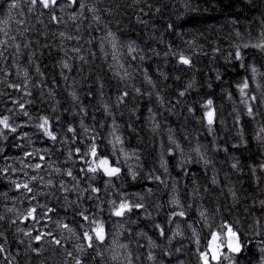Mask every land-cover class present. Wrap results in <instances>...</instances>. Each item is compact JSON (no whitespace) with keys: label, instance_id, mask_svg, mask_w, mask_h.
I'll use <instances>...</instances> for the list:
<instances>
[{"label":"trees","instance_id":"obj_1","mask_svg":"<svg viewBox=\"0 0 264 264\" xmlns=\"http://www.w3.org/2000/svg\"><path fill=\"white\" fill-rule=\"evenodd\" d=\"M12 3L17 7L12 8ZM84 3L88 7L82 16L73 8L56 9L54 15L62 21L57 23L51 19L49 10L31 6L28 0H0V51H4L3 42L7 41L0 69L8 73L5 77V72L0 71V80H5L0 84V115L13 117L16 110L13 101L19 100L22 93L7 85L24 84L25 71L29 73L27 88L32 92L25 99L33 101L29 106L33 121L19 130L28 132L29 138L9 135V142L21 147L9 148L5 142L7 158L0 157V169L8 168L7 172H0V193H6V197L0 195V215L4 217L0 220V231L7 237L6 241L0 238L7 249L0 264H75L67 255L69 251L73 256L79 255L84 264H115L99 249L102 257L94 256L92 249L87 254L78 253L76 246L81 241L46 218L24 221L26 210L35 206L37 200L56 210L52 220L69 223L78 234L82 231L80 225L88 228V223L75 215L80 210L97 213L106 230L117 223L115 238L129 247L130 264H177V261L198 264L196 249H204L209 234L218 230L221 223L237 228L241 242L245 243L233 264H264V227L254 223L260 219L264 224L261 219L264 209L259 203L264 200V182L257 183L249 170L256 168L255 176H261L258 165L264 163V142L255 137L257 134L264 137V133H259L264 125V107L255 120L248 117L238 89L247 80L251 86L248 91L256 94L259 101V93L264 92V52L253 47L242 49L244 67H239L240 61L229 55L235 52L234 45L255 44L260 40L264 31L260 25L264 20V0H84ZM89 7L97 11L90 12ZM74 14L75 21L71 19ZM95 15L100 17L99 21L93 18ZM109 32L113 36H108ZM237 32L241 34L239 37ZM77 47L80 51L74 52L72 49ZM130 47L135 50L130 51ZM180 54L190 57L193 67L179 63ZM63 62L70 65V70L62 67ZM250 67L257 69L255 74ZM256 83L262 87L256 89ZM73 92L78 99H73ZM124 92L128 95L120 101L118 98ZM209 99L213 101L217 119L211 131L203 117ZM36 115L58 116L54 127L71 123L78 131L82 119L89 135L99 134L96 142L100 149L120 161L121 175L110 182L107 177L97 176L91 183L101 191L95 194L90 193L89 182L83 178L77 191L65 194L52 189L55 197L38 195L37 200H31V194L16 190L12 181L27 182L29 176L36 174L21 160L45 163L35 156L25 157V152L39 150L43 155L45 148H52L49 161L61 169L71 167L74 175L83 166L75 156V163L72 160L65 163L64 146H52L34 128ZM26 120L16 117L17 123ZM114 126L123 143L116 146L113 157L110 141L114 139ZM93 128L95 133L91 131ZM238 129L242 130L245 143L237 148L233 145L240 143ZM12 136H17V140L13 141ZM170 138L180 145L179 149ZM77 146H82L80 141ZM197 147L210 161L208 165L200 160ZM236 159L243 167L242 172L237 173L230 166ZM129 166L137 173L135 179ZM25 172L29 175L25 176ZM39 175L45 181H64L69 188L76 183L51 168L41 170ZM213 176L218 184L211 182ZM229 188L235 191L237 200ZM38 191L50 189L40 184ZM174 194L185 210L187 222L183 223V236L169 243L155 226L159 224L168 235L169 229L175 231V223H165L174 211L181 210L171 203ZM73 200L77 203L69 206L68 202ZM113 200L142 203L144 208L121 217L120 225L117 221L111 223L116 218L111 214ZM199 203L206 218H199L196 212ZM40 231H51L52 236L34 240L32 237ZM24 232L31 235L25 236ZM53 237L61 239L64 246L49 243ZM177 247H182L180 253L165 254ZM34 248L39 251L33 252ZM224 252L227 254V249ZM149 253L154 260L148 259ZM92 256L94 259H90Z\"/></svg>","mask_w":264,"mask_h":264},{"label":"snow or ice","instance_id":"obj_2","mask_svg":"<svg viewBox=\"0 0 264 264\" xmlns=\"http://www.w3.org/2000/svg\"><path fill=\"white\" fill-rule=\"evenodd\" d=\"M29 4L31 6L39 5L42 9L49 10V13L51 15V19L57 23L62 22L59 17L54 15V11L56 9H61L65 7L73 8L77 11V13L82 16L83 11L85 7H88L84 0H28ZM12 8H16L17 4L12 3ZM89 11L95 13L97 11L94 7H89ZM96 21L100 20V17L98 15H95L93 17ZM71 19L75 21L77 19V15L74 14L71 16ZM260 25L262 28H264V20L260 21ZM171 27V25H169ZM61 36L64 35V33H60ZM236 35L239 37L241 34L239 32L236 33ZM108 36H113L111 32L108 33ZM71 39V37H69ZM114 39V38H113ZM4 44V51H6L7 41L3 42ZM27 47V45H25ZM235 52L230 53V56L235 57L236 60L240 61L239 67H244V54L242 49H246L249 47L257 48L264 52V31H261L260 33V40L255 44L250 43H242L234 45ZM17 50H19V45H16ZM74 52H79L80 49L73 48ZM134 48L130 47V51H134ZM4 51H0V57H4ZM216 51H219L217 48ZM143 57H141L142 59ZM6 59V57H5ZM80 59H83V57H80ZM178 61L181 64L193 67L192 60L190 57L185 56L183 54H180L178 57ZM62 67L65 69L70 70V65L67 62L62 63ZM253 74L256 73L257 69L255 67H250L249 69ZM0 71L5 72V77L8 75L7 71L5 69H0ZM39 72V69H37ZM16 75H20L19 72L16 73ZM29 78V73L25 71L23 73V79L24 84H8L7 87L13 88L19 92H21V97L19 100H14L13 104L15 105V112L13 114V117L10 118L9 115H0V157L7 158L4 156V144L5 142H8L7 146L10 147H21L20 144L13 145L12 142H9V135L11 134H18V137L20 139H27L29 138V133L24 131L20 132L19 130L22 127H25L29 124V122L33 121V114L30 113L29 106L33 104V101L31 99H25V97H31L32 92L27 88V81ZM219 78V77H217ZM67 79V77H65ZM5 83V80H0V84ZM38 85H33V87H37ZM250 84L247 80H244L240 85H238L239 92L241 94L242 100L241 103L244 104L246 115L253 120L256 119L258 115H260L261 107H264V92L259 93V101L258 96L252 92H249ZM262 86L259 83L255 84L256 89H260ZM188 88H192V84L188 85ZM135 91L139 92V89H135ZM51 94V93H50ZM184 92H180V96H184ZM73 99H78L76 96V93L73 92L72 94ZM128 93L124 92L118 99L120 101H123L124 97L127 96ZM23 101V102H21ZM205 111L203 113V117L206 120V125L209 131L212 130V126L217 123L216 119V110L213 107V101L211 99L207 100L206 104L204 105ZM8 111H12V109H8ZM191 111V109H190ZM16 117H26L27 120L23 121L21 123H17ZM35 122H34V128L37 130L38 133H42L43 137L46 138L48 141H51L52 146L55 145H63L65 150L67 151V158L65 163H67L68 160H72L73 163H75V160H73V157H77L79 161L82 163V167H80L76 174L74 175L73 169L71 167L66 169H61L60 167L54 166L50 161L49 157L52 155V148H45L44 154L42 155L40 151L33 152H25V157H38L39 161H44L45 163L37 162L35 164L32 163H25L24 160H21L20 162L24 164L26 168L32 169L36 174L29 176V179L27 182L18 183L16 181H12L14 187L16 190H23L25 193L31 194L30 199L31 200H37L38 195H44V196H53L55 197V192L51 191L52 189H55L56 191H60L62 193H70L73 191L78 190L80 179H85L89 182L88 188L90 190V193L95 194L99 193L101 191L100 188L92 186V181L95 180L97 176L100 177H107L109 182L112 178H117L122 173V167L120 166V161L118 159H111L109 157V154L107 152H103L102 149H100L99 145L97 144L98 139V133L89 135V128L87 126L83 125V120L81 119L79 122L80 130L78 131L77 126H73L71 123L68 124H61L57 127H54L56 122L58 121V116H53L52 118H49V116H35ZM236 122H239V116L236 117ZM158 126V125H157ZM92 133H95V129L93 128ZM259 133H264V125H261L259 128ZM238 134L241 136L240 143L237 145H233V147H240L242 146L245 141L243 139L242 130L238 129ZM112 135L114 139L110 141L112 144V156H115V150L116 146L118 144H122L123 141L121 140L120 136L115 134V126L113 128ZM255 139L258 141L264 142V137L260 136L259 134L256 135ZM12 140H17V136H12ZM85 140H87V143H83ZM77 141H80L82 146H77ZM171 143L175 144L176 148L179 149L180 145L176 144L174 140H171ZM121 152H123V149H120ZM195 151L200 154V148L197 147ZM223 151L227 152V148H224ZM135 155V154H133ZM163 155V154H162ZM128 154L125 153V157H127ZM200 160L203 161L205 165H208L210 163L209 160L205 159L202 154H200ZM199 162V161H198ZM126 163V160H125ZM163 166V165H162ZM231 168L235 170L237 173L243 171V167L240 164V161L236 159L234 162L231 163ZM45 168H51L54 170V172L61 174L65 177L71 178V181H75L76 183L72 186V188H69L65 185L64 181H60L59 183L54 182L52 179H48L47 181L44 180V177L39 175V172L41 170H44ZM259 171L261 173V176H255L256 168L250 167L249 170L253 173V176L255 177V180L257 183L264 182L262 180V177H264V163H261L258 165ZM165 172H167V168L165 167ZM8 168L0 169V172H7ZM15 171V169H13ZM129 172H131L132 178L135 179L137 173L135 171L131 170V167L129 166ZM25 176H28L29 174L27 172L24 173ZM51 175V173H49ZM156 180H160L159 176L154 177ZM34 182H36L34 184ZM162 182V181H161ZM211 182L213 184H218V180L215 176L212 177ZM44 184L45 187L49 188V192H40L38 191L39 185ZM151 192V189L148 190ZM229 192L232 195L234 200H237L236 193L233 189L229 188ZM0 195H3L6 197V193H0ZM80 195H83V192H80ZM79 198V197H78ZM91 198V196L89 197ZM64 199L67 201L68 196L65 195ZM69 206L72 204H76L77 201H69ZM172 204L180 207L181 210L174 211L172 215L169 217V219L165 222L166 225H171L175 223L176 230L174 232L170 231V235L165 232V229L161 227L159 224H157L155 227L158 230V233L161 237H167L169 243L172 239L176 237H182L183 231L180 228V222L177 221L175 218H185L184 222L186 223V213L183 209V206L181 205V202L178 199L173 198L171 201ZM261 209H264V200H261L260 202ZM111 204L113 205L111 209V214L115 217H124L127 213H131L134 209H142L144 208V205L142 203H131L128 200H120L119 203L117 201L113 200L111 201ZM11 211V209H10ZM85 210H80L75 213V215L79 216L81 220L88 223V228L84 229L83 225H80L82 231L78 234L75 229L69 224L64 223L62 220H52V214H55L56 210L54 208L48 207L47 204H40V202L37 200V204L35 206L30 207L26 210V214L23 215L24 221H39L40 219H47L49 221H52V223H55L57 228L65 230L67 233H70L72 237H76L77 240H80L81 243H79L76 246V250L78 253H85L87 254L88 249H92L94 251V256H103L102 252L97 251L99 247L104 244L105 240L108 238L109 233L106 231L105 223L98 219L97 213H91L89 212L86 214ZM200 216L202 218L205 217V212L201 211ZM3 215H0V220H3ZM261 219H264V217H261ZM15 221H13L14 223ZM255 224L260 225L261 227H264V224H261V220L257 219L254 221ZM46 226V225H45ZM191 227V225H188ZM18 231H23V229H17ZM193 236L197 237V233L195 229L192 230ZM25 236H30V232H24ZM52 236V232H38L34 237H32L36 241H41L45 239V237ZM0 238H3L4 241L7 240V237L4 236L3 231H0ZM71 238V237H69ZM23 243V241H21ZM49 243H54L57 246L63 247L61 239H57L53 237L52 240L49 241ZM112 244H115L116 241L113 239L111 241ZM196 243L199 244V239L197 237ZM153 247H156L157 245L153 244ZM107 247V245H105ZM121 247H127V245H121ZM245 247V243L241 242V238L239 235V230L237 228H234L232 224L230 223H221L219 225L218 230L212 231L209 234V239L204 247V249L197 248V259L198 264H223V261H227L228 264H233L235 260V256L239 255L242 250ZM224 249H227V254L224 252ZM7 249L5 246V243L0 242V259L6 258L4 257V254L6 253ZM33 252H38V249H32ZM182 251V247H177L174 249V252H165L166 255H173L174 253H180ZM264 251V249H262ZM67 255L69 257H72L75 260V264H84V260L80 258V256H73V253L71 251L67 252ZM94 256L90 257V259H94ZM14 259V258H13ZM113 260L116 259V256L112 257ZM149 260H154L155 257L149 253L148 255ZM11 264V262H9ZM177 264H183V261H177Z\"/></svg>","mask_w":264,"mask_h":264},{"label":"rangeland","instance_id":"obj_3","mask_svg":"<svg viewBox=\"0 0 264 264\" xmlns=\"http://www.w3.org/2000/svg\"><path fill=\"white\" fill-rule=\"evenodd\" d=\"M173 198L177 199V196H175V194H174L172 196V200H173ZM201 205H202L201 203H199L197 205L198 212H201V209H200ZM115 221H117L119 223V225H120L121 217H116L113 221H111V223H114ZM179 222H180V228H181V230H183L184 221L181 220ZM116 224L117 223H115L114 225H109L108 229L106 230L109 233V236L105 240L104 244H102L99 247V250L100 251H104V253L106 254V257L109 260H113L112 257L116 256V259H115V262H114L115 264H121V263L129 264V261L132 258L131 255H130V252H129V247L128 246L126 248L125 247H121V245H124V244L121 243L118 239L115 238L116 235H117V231L115 229V225ZM174 229L176 230L175 227H174ZM113 239H115V241H116L115 244L111 243V241ZM105 245H107V247H105Z\"/></svg>","mask_w":264,"mask_h":264},{"label":"bare ground","instance_id":"obj_4","mask_svg":"<svg viewBox=\"0 0 264 264\" xmlns=\"http://www.w3.org/2000/svg\"><path fill=\"white\" fill-rule=\"evenodd\" d=\"M196 212H197L199 218H202V217L200 216V214H199L200 212H198L197 208H196ZM129 264H130V263H129Z\"/></svg>","mask_w":264,"mask_h":264}]
</instances>
